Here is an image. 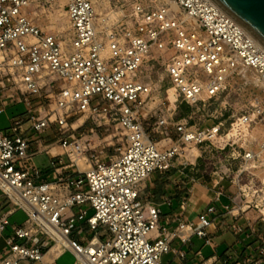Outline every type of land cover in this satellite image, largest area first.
<instances>
[{"label": "built area", "instance_id": "1", "mask_svg": "<svg viewBox=\"0 0 264 264\" xmlns=\"http://www.w3.org/2000/svg\"><path fill=\"white\" fill-rule=\"evenodd\" d=\"M126 1L134 27L125 16H102L99 0H0V113L47 89L55 92L53 115L62 126L72 112L103 104L102 111L119 118L126 133L118 154L95 162L85 159L81 138H62V151L55 152L54 145L47 151L55 177L38 180L35 156L41 150L32 148L27 135L0 130V195L9 204L0 208V235L11 228L0 264H53L46 258L56 245L62 247L57 256L73 252V264H161L173 238L208 234L215 204L200 212L199 227L181 220L168 229L159 226L160 205L139 194L151 172L172 166L173 160L190 163L203 143L220 137L218 124L198 128L185 121L176 122L178 136L168 144L146 131L142 104L152 84L141 70L160 57L159 79L191 104L216 98L239 66L261 82L262 89L251 97V112L238 125L239 134L244 127H260L258 150L242 154L231 178L234 206L225 207L236 210L235 216L258 214L264 255V46L212 0ZM55 6L66 11L68 42L57 19L43 26L47 10ZM57 79L65 85L56 86ZM34 111L28 117L41 132L51 118ZM82 159L88 167H81ZM20 209L25 220L11 221ZM246 219V227L256 223Z\"/></svg>", "mask_w": 264, "mask_h": 264}, {"label": "rangeland", "instance_id": "2", "mask_svg": "<svg viewBox=\"0 0 264 264\" xmlns=\"http://www.w3.org/2000/svg\"><path fill=\"white\" fill-rule=\"evenodd\" d=\"M99 1L98 11L102 16L111 13L112 20L114 17L125 16L128 19V25L134 27L130 20L132 10L129 2L126 0ZM47 11L46 22L43 26L47 27L48 21L57 19L66 29L64 39L68 42L69 21L66 11L59 6ZM162 62V57L159 58V61L149 60L144 63L141 70V75L152 84V91L142 104L141 118L146 131L155 139L168 144L178 136L176 127L178 121H185L187 125L198 128L212 127L218 124L220 137L212 142L207 140L196 150L198 153L196 163L199 166H204L207 170H218L210 180L212 183L223 175L222 183L226 186L231 185L232 175L242 163L244 151L258 150L260 127L256 125L244 127L243 134H239L238 125L240 118L251 112V97L262 89L261 84L253 82V79L245 74L242 66H239L234 74L227 79L223 90L216 98L205 103L191 104L183 100L167 82L159 79L158 72ZM249 73L252 76L256 75L250 69ZM55 85H65V82L57 79ZM54 94L55 92L45 89L41 95L31 96L29 102L21 101L9 104L6 111L0 114V129H5L9 125L7 128L9 131L29 136L32 148L41 150L35 156L38 166L41 167L44 160L48 158V154H52L51 151L46 153L51 145L55 146V152L62 151V148L58 146L59 140L70 139L71 134L82 139L85 144V159L89 158L94 162L118 154L125 146L126 133L120 119L109 116V113H104L101 109L103 104L89 111L72 112L67 125L62 126L54 119L53 114L56 112ZM30 109L35 110L36 114L46 112L47 118H51L48 119V125L43 131H34L32 121L28 117ZM211 146L215 148L213 151L216 152V157L209 156L208 150ZM188 154L191 157L195 156L193 152ZM88 211L91 214L93 209L89 208ZM25 218L26 212L20 209L11 216V221L21 223ZM253 219L263 227L261 218L253 217ZM93 232L94 230H90L87 237H90ZM98 233H102V230ZM74 260L73 252L66 250L56 259L55 264H73Z\"/></svg>", "mask_w": 264, "mask_h": 264}, {"label": "crops", "instance_id": "3", "mask_svg": "<svg viewBox=\"0 0 264 264\" xmlns=\"http://www.w3.org/2000/svg\"><path fill=\"white\" fill-rule=\"evenodd\" d=\"M214 149L209 147L210 157L217 156ZM51 157L52 154H48L41 167L37 165L41 171L38 180L55 177L56 172L50 164ZM196 159L186 164L173 160L172 166L154 170L140 184V197L160 205L159 226L165 225L168 229H172L181 220L191 221L195 227H199L200 212L210 204L216 205V210L210 214L212 222L207 229L208 234H194L185 241L173 238L171 249L161 255V264H257L258 260H264L259 248L262 245V231L258 229V222L253 223V227H246V218L257 219L258 214L245 212L235 216L233 213L236 210H227L225 205L234 206L229 198L232 185L222 183L223 175L212 183L210 180L218 170H207L199 166ZM2 206L7 208L9 204L0 195V208ZM10 231L9 227L0 235V259L7 251L4 238ZM156 233L153 231L152 235ZM60 255H53L48 262L55 264Z\"/></svg>", "mask_w": 264, "mask_h": 264}, {"label": "water", "instance_id": "4", "mask_svg": "<svg viewBox=\"0 0 264 264\" xmlns=\"http://www.w3.org/2000/svg\"><path fill=\"white\" fill-rule=\"evenodd\" d=\"M264 46V0H212Z\"/></svg>", "mask_w": 264, "mask_h": 264}, {"label": "bare ground", "instance_id": "5", "mask_svg": "<svg viewBox=\"0 0 264 264\" xmlns=\"http://www.w3.org/2000/svg\"><path fill=\"white\" fill-rule=\"evenodd\" d=\"M61 24V27H63L64 25H62V23H60ZM102 24H104L103 23V21H102ZM251 34V33H250ZM252 35V34H251ZM253 36V35H252ZM254 37V36H253ZM256 39V38H255ZM257 40V39H256ZM258 41V40H257ZM259 42V41H258ZM260 43V42H259ZM261 44V43H260ZM262 45V44H261ZM242 68H243V70L245 71V74L247 75V76H250L252 79H253V82H256V83H260L261 84V82L258 80V77L256 76V75H254V76H252L251 75V73H249V68H247L246 66H242ZM89 166V163H87V162H85V161H81V167L82 168H86V167H88ZM154 232H155V230H154ZM62 249V247L61 246H58V245H56V246H54L53 248H51V250H50V252L48 253V255H47V260H50L51 258H52V256L53 255H56L60 250Z\"/></svg>", "mask_w": 264, "mask_h": 264}]
</instances>
